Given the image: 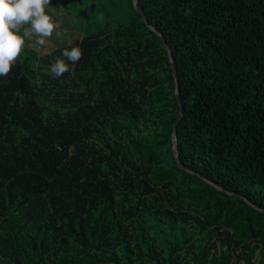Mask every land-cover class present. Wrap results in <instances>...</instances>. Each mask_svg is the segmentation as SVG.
<instances>
[{"label":"trees","instance_id":"obj_1","mask_svg":"<svg viewBox=\"0 0 264 264\" xmlns=\"http://www.w3.org/2000/svg\"><path fill=\"white\" fill-rule=\"evenodd\" d=\"M136 2L180 116L130 0H80L102 23L48 51L25 37L0 76V264H264V212L171 138L264 208V0Z\"/></svg>","mask_w":264,"mask_h":264},{"label":"clouds","instance_id":"obj_2","mask_svg":"<svg viewBox=\"0 0 264 264\" xmlns=\"http://www.w3.org/2000/svg\"><path fill=\"white\" fill-rule=\"evenodd\" d=\"M50 2L51 0H0V76H7L11 72L23 49L25 37H31L35 33L40 37L37 43L42 45L45 42L43 38L50 37L59 27L45 13V6ZM26 24L30 25V29H24L23 35H20ZM61 55L63 58L57 57L51 66L54 78L65 73L74 75V67H70L69 63L76 65L82 59L83 52L79 46L70 45V50L65 48Z\"/></svg>","mask_w":264,"mask_h":264},{"label":"rangeland","instance_id":"obj_3","mask_svg":"<svg viewBox=\"0 0 264 264\" xmlns=\"http://www.w3.org/2000/svg\"><path fill=\"white\" fill-rule=\"evenodd\" d=\"M92 9L90 14L87 12L83 14L80 9V0H51L50 4L45 6V13L51 16L52 21L59 27L50 37L43 38L45 42L42 45L37 43L40 37L33 33L31 37H27V47L36 52H44L64 42L79 38L82 34L93 33L102 20L100 18L95 20L99 12L93 16L91 15ZM125 19V17H120L119 21ZM22 29H30V25H23ZM57 32L60 34L57 35Z\"/></svg>","mask_w":264,"mask_h":264},{"label":"water","instance_id":"obj_4","mask_svg":"<svg viewBox=\"0 0 264 264\" xmlns=\"http://www.w3.org/2000/svg\"><path fill=\"white\" fill-rule=\"evenodd\" d=\"M130 1H131V5H132L133 9L139 14L140 18L147 25V27L151 31H153L155 33V35L158 37L159 41L161 42V44L163 45V47L166 50V54H167L168 61H169L170 72H171V75L173 76V95H174L175 102L177 104V113H176V116L179 117L180 116V113H181V105L179 103L178 92H177V84H176V79H175V70H174V65H173L171 56L169 54V48L166 45V43H165L163 37L161 36L160 32L155 27H153L152 25H150V24H148L146 22V18L144 16V14L141 12L140 8L138 7L136 0H130ZM171 138H172V141H173V144H172V156H173V159H174L175 164L178 167H180L181 169H183V170H185V171H187L189 173L196 174L198 177H200L202 180H204L205 182H207L208 184H210L214 188H216V189H218V190H220L222 192H225V193H227L229 195H233V196L239 197L241 200H243L249 206L253 207L256 210H259V211L264 212V208H261L259 206H256V205L252 204L244 196H241L239 194H236V193H233V192H230V191L225 190L221 186H219V185L213 183L212 181H210V180L202 177L201 175H199L196 172H194V171L186 168L185 166H183L180 163V161L178 160V157H177V151H176V145H175V121L172 123ZM66 264H69V263H66ZM83 264H114V263L108 262V261H102V262H97V263H83Z\"/></svg>","mask_w":264,"mask_h":264}]
</instances>
